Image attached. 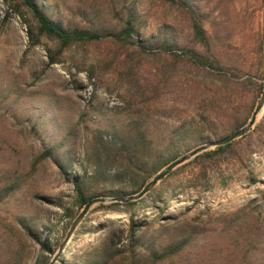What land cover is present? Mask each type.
Returning a JSON list of instances; mask_svg holds the SVG:
<instances>
[{"label":"trees","instance_id":"1","mask_svg":"<svg viewBox=\"0 0 264 264\" xmlns=\"http://www.w3.org/2000/svg\"><path fill=\"white\" fill-rule=\"evenodd\" d=\"M162 1L186 16L191 30L188 40L177 39L166 24L146 34V20L137 0H77L71 6L49 0H0L25 25L30 46L43 44L42 39L51 42L45 45L47 66L65 63L67 51L86 52L89 46L113 44L116 48L108 60L87 64L82 55L78 62L72 59L66 70L72 75L71 84L75 74L86 72L95 91L104 85L107 74H113L114 83L106 91L118 96L116 105L96 108L93 94L73 124L60 130L63 132L57 140L42 141L27 177L40 163L51 161L71 194L67 201L53 203L60 210L53 223L39 227L32 218H16V227L7 228L9 236L0 235V264H48L59 245L52 235L61 229L64 233L89 200L138 192L186 152L226 136L248 120L264 87L263 39L256 44L250 68L228 64L215 50L206 28L210 15L195 0ZM161 55L170 59L168 66L142 72V60ZM178 65L189 67L201 80L188 83L173 79ZM213 78L250 96L244 115L240 107H230V96H221L204 85ZM120 89L122 93L118 94ZM192 101H198L196 116L177 125L171 123V118L182 111L178 103L188 105ZM42 115L35 116L30 128V133L39 138L43 134L39 124ZM225 118L226 123L221 124ZM253 153L264 156V113L249 133L196 156L165 178L193 165L197 169L193 182L202 191H210L215 183L210 174H215L220 187H227L237 172L255 184L258 180ZM224 166L230 167L228 171L222 170ZM22 183L17 178L0 187V205ZM161 197L162 193L153 188L135 202L98 204L92 211L125 214V228L105 230L82 251L70 254L71 248H67L55 264H209L212 259L218 264L222 248L237 250L238 264H251L261 251L264 194L255 219L246 205L230 214L202 212L188 220L173 216L159 224L160 206L156 223L136 220L141 209L159 202ZM83 226V222L79 224L75 237L82 233ZM33 244L37 247L34 253L30 250Z\"/></svg>","mask_w":264,"mask_h":264},{"label":"rangeland","instance_id":"2","mask_svg":"<svg viewBox=\"0 0 264 264\" xmlns=\"http://www.w3.org/2000/svg\"><path fill=\"white\" fill-rule=\"evenodd\" d=\"M49 1L71 6L77 0ZM137 3L146 20V34L166 24L172 27L177 39L185 41L190 38L189 21L177 8L162 0H137ZM195 4L210 15V23L206 28L215 50L221 53L223 60L244 69L250 68L256 57V44L260 39L264 40V0H195ZM6 11L9 15H6ZM42 43L30 46L25 25L0 2V187L17 178L23 181L19 189L0 205V235L9 236L7 228L16 227L15 220L18 217L32 218L39 227L53 223L58 218L60 210L53 203L67 201L71 188L51 161L40 163L37 170L27 177L32 158L42 141L57 140L63 132L60 130L73 124L75 116L93 94L96 108L111 107L118 101L117 93L109 94L106 91V87L114 83L113 74H107L104 85L95 91L89 84L86 72L75 74L74 84H71L72 75L66 70L72 59L78 62L82 55L87 64L108 60L116 48L113 44L89 46L86 52L67 51L64 54L65 63L47 66L45 45L51 42L42 39ZM169 60L165 55L142 60V72L160 71L168 66ZM71 74H74L73 68ZM173 79L188 83L201 80L195 71L181 65L177 66ZM204 85L221 96H230V107H240L241 115H244L250 104L249 95L241 94L235 86H224L219 78L205 81ZM121 93L120 89L118 94ZM197 102L192 101L188 105L178 103L182 111L177 117H172L170 122L177 125L196 116ZM41 113L43 117L39 124L43 134L39 138L30 133V128L35 116ZM222 123H226V118ZM252 157L257 183L250 184L241 172H237L227 187H220L215 181V174H210V179L215 183L210 191H202L193 182L197 169L187 165L154 187L162 193L161 200L141 209L136 220L146 224L156 223L160 206L159 224L173 216L188 220L202 212L216 216L230 214L246 205L250 206L255 219L263 203L264 156L253 153ZM229 168L224 166L222 170L226 172ZM92 209L81 221L84 223L82 233L76 237L73 235L65 248H71L70 254L85 249L102 237L105 230L117 232L128 223V217L123 213ZM65 232L62 229L55 232L52 240L60 243ZM30 250L36 252V245L33 244ZM221 250L216 261L218 264L239 263L237 250ZM208 263L216 264L213 259ZM251 264H264V231L261 251Z\"/></svg>","mask_w":264,"mask_h":264},{"label":"water","instance_id":"3","mask_svg":"<svg viewBox=\"0 0 264 264\" xmlns=\"http://www.w3.org/2000/svg\"><path fill=\"white\" fill-rule=\"evenodd\" d=\"M263 57H264V40H263ZM264 113V87L260 98L258 100L257 105L251 112L246 123L240 128L230 132L226 136L215 140L203 143L191 149L190 151L183 154L181 157L177 158L169 165L165 166L161 169L156 175H154L150 181L142 187L138 192L125 195V196H113V197H96L89 200L84 207L77 213L69 227L67 228L64 237L59 243L56 252L51 257L48 264H55L57 260L60 258L62 253L64 252L66 246L70 242L74 232L78 228L81 221L85 218L88 212L98 204L109 205L113 203H129L135 202L142 199L147 193H149L163 178H165L169 173L179 168L180 166L192 161L196 156L205 153L207 151H211L217 147L224 146L242 136L249 133L255 125L260 121Z\"/></svg>","mask_w":264,"mask_h":264}]
</instances>
